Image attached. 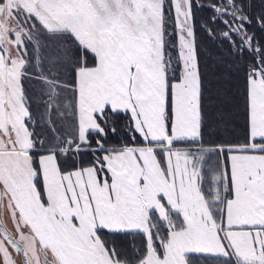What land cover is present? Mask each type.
<instances>
[{
    "label": "snow or ice",
    "instance_id": "obj_1",
    "mask_svg": "<svg viewBox=\"0 0 264 264\" xmlns=\"http://www.w3.org/2000/svg\"><path fill=\"white\" fill-rule=\"evenodd\" d=\"M0 264H264V0H0Z\"/></svg>",
    "mask_w": 264,
    "mask_h": 264
},
{
    "label": "trees",
    "instance_id": "obj_2",
    "mask_svg": "<svg viewBox=\"0 0 264 264\" xmlns=\"http://www.w3.org/2000/svg\"><path fill=\"white\" fill-rule=\"evenodd\" d=\"M196 2L199 4L207 5L210 2H212V0H196ZM211 15H212V13L206 7L197 10L198 20L199 19H205L206 20ZM198 39L202 42L203 45H207V46L211 47L214 55H216V56L221 55L219 42L209 44V41H208L206 34L199 32V31H198ZM224 46L226 47V45H224ZM208 65H209V73H210L209 80H211L213 85H215L216 81L213 77L217 73H215L213 70V61L211 59L208 61Z\"/></svg>",
    "mask_w": 264,
    "mask_h": 264
}]
</instances>
